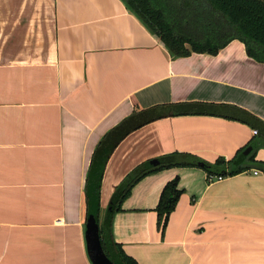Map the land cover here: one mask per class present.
<instances>
[{"label":"crops","instance_id":"0c3cea01","mask_svg":"<svg viewBox=\"0 0 264 264\" xmlns=\"http://www.w3.org/2000/svg\"><path fill=\"white\" fill-rule=\"evenodd\" d=\"M262 134L264 63L241 41L175 59L122 0H0V264H92L87 184L108 137L118 143L101 223L147 162L232 161ZM176 178L182 195L162 233L156 209ZM112 230L138 264H264V173L209 183L198 167L153 172Z\"/></svg>","mask_w":264,"mask_h":264},{"label":"trees","instance_id":"16d2710c","mask_svg":"<svg viewBox=\"0 0 264 264\" xmlns=\"http://www.w3.org/2000/svg\"><path fill=\"white\" fill-rule=\"evenodd\" d=\"M128 10L155 35L175 59L191 56L193 53L217 55L232 41L245 44L247 54L252 59L264 63V0H122ZM169 106H165L166 109ZM193 110L186 114L193 113ZM200 112V111H199ZM168 114L172 112L168 110ZM166 114V115H168ZM181 115L178 112L177 115ZM185 114V112H184ZM164 115L163 117H165ZM175 115V114H174ZM158 117H162L158 116ZM118 142L107 138L101 150L95 154L91 174L87 184L88 215L90 206L96 207V219L103 249L108 258L116 264H138L127 256L113 237L114 214L120 210L121 202L128 197L132 188L153 172L171 167H198L201 160L190 155L173 154L157 159L160 163L147 168V162L133 171L117 189L108 215L100 222V194L102 175L107 161ZM264 147V134L251 144L252 151L243 160V150L234 159L220 158L214 164H207V181L211 178L233 177L252 169L264 173V163L256 160L257 151ZM106 151V153H104ZM92 174H95L92 182ZM182 190L179 179L169 182L160 197L157 207L159 229L164 233L170 215L175 210Z\"/></svg>","mask_w":264,"mask_h":264},{"label":"water","instance_id":"95a60500","mask_svg":"<svg viewBox=\"0 0 264 264\" xmlns=\"http://www.w3.org/2000/svg\"><path fill=\"white\" fill-rule=\"evenodd\" d=\"M251 151V147L245 150L240 157V161H243ZM159 163V160H153L147 164V168L156 167ZM199 166L203 170L208 169L207 164L203 162L199 163ZM90 207V213L87 217L86 224V243L89 259L92 264H116L108 258L103 249L99 233V223L96 219V207L94 204Z\"/></svg>","mask_w":264,"mask_h":264},{"label":"built area","instance_id":"2783aa9c","mask_svg":"<svg viewBox=\"0 0 264 264\" xmlns=\"http://www.w3.org/2000/svg\"><path fill=\"white\" fill-rule=\"evenodd\" d=\"M255 134H257V132H255ZM256 174H257V172H256ZM223 180H224V178H222V177H215V178H211L210 179V183H212V182H221Z\"/></svg>","mask_w":264,"mask_h":264},{"label":"rangeland","instance_id":"374dc122","mask_svg":"<svg viewBox=\"0 0 264 264\" xmlns=\"http://www.w3.org/2000/svg\"><path fill=\"white\" fill-rule=\"evenodd\" d=\"M104 215V214H103ZM102 215V218L101 219H103L104 218V216Z\"/></svg>","mask_w":264,"mask_h":264}]
</instances>
